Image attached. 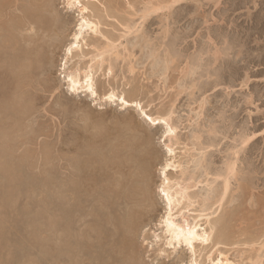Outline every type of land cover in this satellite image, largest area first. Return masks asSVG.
<instances>
[{
  "label": "rangeland",
  "instance_id": "374dc122",
  "mask_svg": "<svg viewBox=\"0 0 264 264\" xmlns=\"http://www.w3.org/2000/svg\"><path fill=\"white\" fill-rule=\"evenodd\" d=\"M10 1L12 2V5L20 3L19 0V2H17V0H9L6 2L9 3ZM171 1L173 0H101V4H98L101 7V10H103L101 11L100 19L101 30L111 39H115L114 41H116L117 46L116 50L119 51H115L112 55L109 54L110 57L106 55V57H108L104 62L105 66L103 64V68H101L102 70H105L102 71L100 69L96 74L98 76L96 77L95 86L99 93L98 99L93 96L91 97V95L88 96L85 92H77L78 94L73 93L72 91L70 92L69 83L65 77L68 73V70L64 69L63 66V63L67 58L66 46H68L69 42L71 43L73 41V33H75L78 29L81 22V13L79 9L73 8L72 10H68L66 4L68 3V0H54V8L56 9L54 12L58 15L61 14L60 17L67 18L69 24L66 32L62 31V34L60 35L61 37L58 39L59 42L61 41L60 43L58 42L60 44V48L54 49L52 47L51 50H48L50 58H47L45 62H35V64L33 62L32 66L34 65L35 67H33L36 69L31 66V70L29 72L30 68L27 67V61L29 60L23 58L20 50L11 51V49H8L5 46V41H2L6 40V38L2 37L0 42L4 44L0 48V53L3 51V53H1L2 55H0V61L3 64L0 63L2 65V67L0 66V71L2 73H6L5 75L3 73V78L0 76V89H2L0 90V93L4 90V92H2L4 96H1L2 94L0 95V166L3 164L0 168V226L4 227H0V234H2V236L0 235V246L2 245V247H0V256L4 258L6 255L8 259H4L9 261L11 258L12 261H4V259L0 257L1 260L3 259L0 263L58 264L59 262L56 261L60 260V264H68L66 262V258L69 257L71 260L73 259L72 262H75L73 264H81L82 256L80 252H73L72 254L66 250L68 247L69 249H72V245L74 246L72 250H74L75 247L77 248V244H80L77 239L79 231L76 229L79 224L77 223L79 218L76 219L75 217V207H67V205H65L63 198L64 193H61L63 191L60 189L61 192L58 194L54 192V182L59 178V181L61 182L67 178L73 179L74 177L75 179L76 177L77 179V176L81 177V172H84L83 174L90 177V179L95 177L93 174L96 173L95 178H98L97 173H99V178L101 180L102 178L104 179V181L102 180L103 183L100 182V185L102 186V184L105 185V183L109 181L111 182L109 178H112V175L115 174L113 172L114 161L119 163V161L124 162L128 159H132L130 162L132 166H135L136 163L140 162L137 165L145 167L149 166V169H147L152 170V172H148V177L151 179L150 182L152 186L150 188L151 190L154 189V191H150V193H153L151 194L152 200H156L154 201V213L152 212L148 215L149 219H147L146 216L140 222L143 226L140 224L141 228H138V237L136 236V238H139L140 240L138 239L139 241H135L134 246L136 251L134 250L135 253L132 254V259H138L137 261L135 260V262L133 259L132 264H191L192 253L189 249H187V247L178 245L177 243L173 244V246H169L168 242L170 237L169 234L166 233L163 224L164 217L167 215V205H165V201L161 198L162 196H159L161 194L158 192V185H161L164 178L162 172L164 168L163 166H165L166 163H173V161L177 160L182 162L183 168L188 167V165L194 166L192 157H195L196 155L195 159H199V156L205 154L209 155V153L213 150L212 152L215 151L216 154L215 157H211V159L214 160L212 163L213 167L222 169V167L225 166V163H227V159H229L228 162L237 163L235 166L238 171L237 173L240 176L237 174L236 177H232V185L229 192L231 199L228 196L229 202L225 205L230 213V215L229 213L226 215L227 219L230 218V220L227 221V224L225 223V228L229 237L226 236V240L221 238L220 226H218L219 228L216 227L212 235V242L208 245V247L198 248L199 259L200 261L202 260L201 262L203 264H216V261L220 257L226 255L236 264H264V21L262 24H257L258 22L256 21L257 17L259 18L264 13V0H181L178 1L179 3L176 2L173 5H171ZM166 2L169 3L167 4ZM111 3L115 5L113 6ZM154 3L156 5H150ZM236 3H240L241 5L239 4L237 6ZM164 5L171 7H168L167 9ZM13 6L11 8L13 13H16L15 15H19L21 13L18 11L20 8L15 10L16 6ZM148 6L149 8L154 6L153 9L150 8L151 10H157L151 11L147 8ZM145 9H149L150 12H153L148 15L150 17L147 16V20L141 17L142 14V16H144V14L147 13V10ZM171 12L173 13L171 14ZM177 14H180V16ZM15 18L16 17L13 18L14 23H16L17 19ZM172 18L174 20H172ZM128 21L129 24L136 26L133 28V31L134 29H138L137 31L139 33L137 31L128 32ZM169 29L170 32H168ZM15 30L16 29H14L11 33L12 38H10V35L7 37L10 38V40L16 38L12 41L17 40V31ZM222 31L223 34L218 35V33H222ZM259 32L262 33L260 34ZM167 33H171L173 36L171 37L170 34L166 35ZM185 33L187 36H184V38L183 35ZM13 35H15V37ZM224 35L230 37L228 38L231 39L233 46L236 45L234 48L230 45L231 43L229 44V46L233 49H229V54L228 52L222 53L226 46L224 39H222ZM250 35L251 37H249ZM99 37L101 40H99L100 42L97 41V43H100V45L96 44L99 46L104 45L106 42L105 38L102 36ZM144 37L146 39H144ZM173 37L178 38L176 39V47H173L176 49L175 51L178 54L176 55L175 53V56H172L171 53L170 55V57L175 58V62L173 58L168 56L169 54L167 53L169 51L167 50L168 48L166 45L167 42H170L167 40H172ZM181 37H183L185 41ZM233 39L236 40L233 41ZM237 41L241 44L239 45V42ZM243 43L246 45L243 46ZM133 45L135 47H133ZM152 47L155 48V50L152 49ZM157 48H159V50H157ZM94 49L95 48L92 46H90L89 49L85 48L87 52L91 50L93 51ZM53 50H56L55 53ZM238 50L241 51L242 55ZM202 51L206 54L199 55V53H203ZM15 52L22 58L15 54ZM117 53L118 57L116 56ZM113 54L115 55L111 58ZM8 55H11V57ZM90 55H88V58L85 59V63H81L82 68H86L88 65ZM128 55L129 57H127ZM201 55H203V58H201ZM231 55H233V57ZM237 55H240L241 57H238ZM214 56H220L219 60H217L216 64H214V68L217 66L219 73L222 75L223 81L221 80L222 78H220V84H217L212 88L210 87V89L205 91L204 89L200 90L197 87H193L191 82L194 80L195 81L193 83L197 82L198 79H196V77L198 78L199 76L197 73H192L193 70L191 68L193 67L192 65H194V59H198V62L205 65L208 58L212 57L210 60H213L215 58ZM242 56L244 57L243 59ZM224 57L227 59L230 58L229 60L231 62H229L228 65H225L224 63L222 64L221 61ZM7 58L8 60L9 58L11 59L7 61ZM192 58L193 60L191 62ZM69 59L70 57H68L67 60ZM17 60L19 61L17 62ZM23 62H25L24 64L26 65H19ZM4 63L7 64L6 67ZM9 63H11V65H9ZM73 63L74 61L70 59L68 66L72 67L74 65ZM110 64H113L111 65L112 69L114 67L112 74H109L108 72ZM189 66H191V68H189ZM27 68L28 71L26 70L27 73H25L26 71L24 70ZM132 68L133 70H131ZM19 69H21V71L23 70V72L14 71ZM32 71L34 74H31ZM11 72L14 73V75L17 74L18 76H14ZM189 75L192 76L190 77ZM18 77L22 78L18 79ZM215 77L217 78V76L212 77L213 80ZM4 79L9 82L7 83L2 81ZM21 79L23 81L22 83ZM9 83L11 87L9 86ZM16 85L20 87L18 88ZM110 91H116L115 93L117 94V97L124 94L128 100L132 99L129 100L131 101V104H129V106H123L120 97H116L117 99L115 98L114 102L111 101L109 103L103 95L110 93ZM5 93H8L9 95L7 94L8 96H6ZM17 101L21 102L17 103ZM137 101L141 102L142 107L154 116H164L166 114V116L170 114L173 115L174 124L178 127V137L181 138L179 140L178 138H174L175 142L178 140V143L173 145L176 149L175 152L178 159L172 158L173 155H171V153L169 154L167 150L168 147L166 145L171 144V141L165 133V126L161 124L153 126L150 124L140 108L134 104V102ZM21 105L23 107H20ZM12 106H14V108H11ZM16 109L19 110L17 111ZM22 111L24 113H22ZM222 113H224L225 116ZM7 119L9 120V123ZM219 127L221 129L218 131V135L223 138L221 144H219L220 146H218V150L216 151V148H212L207 145H209L208 142H211V140L208 139H212L210 136L213 137L214 134V132L210 131V129H219ZM3 130H6V132ZM221 131L224 132L225 135H222ZM210 132L213 134H210ZM193 134L200 138V140L195 141L196 143L193 142L195 139L192 137ZM243 136H253L251 141L248 143V150L246 151V154H244V150L242 151L241 148H238L240 145L238 142L242 141ZM197 143L199 145H197ZM75 145H77V147H75ZM236 147L238 149H236ZM190 153L191 155L193 154L192 157ZM145 156L150 159H146ZM140 157L143 158L140 160ZM183 158L185 159L184 163L186 165L188 164L187 166L183 163ZM83 159H86L85 162H88L84 163ZM235 159H237L238 162ZM136 160L137 162L135 163L134 161ZM187 161H189V163ZM149 162H152V164H149ZM81 164H83V166L85 165L83 170L81 168ZM249 164L253 170H251V167H246ZM100 166L104 171L100 169ZM192 166H189V170L193 168ZM73 167H76V169H73ZM243 167L248 169L245 170ZM90 172L91 176L89 175ZM109 172L111 175L108 174ZM167 172H169V175H172L174 178L176 175L177 177L181 175L180 170L175 171L173 168L168 169ZM82 173L81 175H83ZM116 175L119 176L118 174ZM201 177L202 178H199V180L201 179V182L204 179L205 180L202 183L200 182L195 188V192H197L196 194L199 196H197L196 199L194 198L195 202L193 205L187 208L185 207L186 204H184L183 207V211H185V214L187 213V217L189 215L188 218L190 220H194V216L196 217L201 212L204 214L210 213L213 211L212 209L215 210L217 207V205H215L216 207H212L210 204L211 200L209 201V206L208 203H205L206 197L209 195L208 192H210L208 191L210 189L209 183L211 180H214L215 176L211 173ZM252 177L254 178L252 179ZM237 178H240V180H237ZM246 178L249 179L245 180ZM243 180H245V182H243ZM251 180L254 182L252 183ZM219 181L221 183L222 180L220 179ZM219 181H216V183H213L212 185L215 186L220 184ZM15 185H17V188ZM101 186L100 188L102 189ZM101 189H98L99 194L103 192V189ZM104 190L105 191L101 195L104 194L106 197L109 195L110 197L108 196L107 198L112 200V193L106 189ZM240 191H243L242 194ZM16 192H19L18 196L16 195L17 197H14ZM106 192H109L108 195L105 194ZM10 194L12 196H10ZM4 198L6 200H8L7 198L11 199L7 201V205L9 206L12 204V207H6ZM14 198L16 201L18 200V202H16ZM232 198L236 201H232ZM10 201L11 203L9 204ZM13 202L15 204H13ZM56 202L58 204L62 203L58 205ZM205 204L208 208L211 206V209L209 208V210H205L206 212L203 211L204 208L207 209ZM13 205L15 207H13ZM55 205L58 208V216L59 218L61 217L59 220L60 225L58 224L60 228L59 231L61 232L59 233V240L55 239L54 233H52L54 232L53 221L55 218ZM95 208V214L92 217L93 220L95 221V219H100L101 221L98 220V222L100 221L103 225H105L103 219L101 218L106 217L104 214L105 207L102 203L96 202ZM25 209H29V211ZM187 209L190 212L186 211ZM5 211L9 212V214ZM61 212L64 214L62 215ZM221 212L222 210L219 209L214 215H212V218L214 219ZM2 215H4L5 218ZM8 216L13 219L15 224L13 221L10 222L12 220L11 218L10 221L8 220ZM2 217L4 219H2ZM202 218H205V216ZM5 220L8 223L4 224ZM200 222L202 223L204 220ZM8 224L11 225L9 226ZM70 227H72L69 234L70 239L73 241L72 244H70L71 240L68 241L66 238V234L69 233L67 229ZM7 229L8 231L10 230L8 233H6ZM74 233L76 234L74 235ZM71 234L74 236H72L73 238H71ZM74 238L76 240H74ZM4 244L5 246H10L12 252L9 251V247V250H5V246H3ZM7 246L6 249H8ZM3 251L7 254L12 253V256H7V254L3 253ZM65 254H68V257ZM35 255L37 257H34ZM69 255H71V257ZM260 255L263 256L259 257ZM256 260H258L257 263ZM72 262L70 264H72Z\"/></svg>",
  "mask_w": 264,
  "mask_h": 264
},
{
  "label": "bare ground",
  "instance_id": "6f19581e",
  "mask_svg": "<svg viewBox=\"0 0 264 264\" xmlns=\"http://www.w3.org/2000/svg\"><path fill=\"white\" fill-rule=\"evenodd\" d=\"M6 1H9V0H0V41L2 39V37H5L6 40H2V41H5V46L8 48V49H11V51H15V50H20V52H22V55H23V58H25L26 60H29L27 61L28 62V65L27 67H31L33 62L35 64V62H39V63H43L45 62V60H47V58H50L48 55L49 54V51L48 50H51L52 47L54 49H57V48H60L59 47V42L58 39L59 37H61L60 35L62 34L61 32L62 31H65L66 32V29L68 28V21H67V18H63V17H60V15L56 14V12H54V10H56L54 7V0H19L20 3H15L13 5L16 6L15 10L16 9H19L18 11H20L19 15H15L16 13H13L12 11V2L10 1L9 3H7ZM17 0V2H19ZM22 1V2H21ZM115 1V0H114ZM158 1V0H156ZM178 1H181V0H173L171 1L172 4H175L176 2ZM201 1V0H200ZM14 2V1H13ZM101 2V0H68V3L67 4V7H68V10H72L73 8H76V9H79L80 13H81V22L79 24V27L78 29L75 31V33H73L74 35L72 36L73 37V41L69 44L68 46H66V55H67V58H66V61L63 63V66H64V69H67L68 70V73L65 75V77L67 78V82L69 83V89H70V92L72 91L73 93H79V92H85L88 96L91 95V97L93 96L94 98L98 99L99 98V93L96 89V86H95V82H96V77L98 75L97 72L103 68V64L106 60V58L109 56V54L112 55V53H115V51L117 52L118 50H116L117 46H116V41H114L115 39H111L107 34L103 33V31L101 30V7L98 5L99 3ZM117 2V1H116ZM170 2V1H169ZM168 2V3H169ZM183 2V1H182ZM160 3V2H159ZM164 3V2H163ZM162 3V4H163ZM167 3V2H166ZM167 3V4H168ZM179 3V2H178ZM235 3V2H234ZM101 4V3H100ZM113 4V3H111ZM186 4V3H185ZM240 3H236V5L238 6ZM115 4H113L114 6ZM150 5H156L155 3L154 4H150ZM159 5V4H158ZM202 5V4H201ZM200 5V6H201ZM235 5V4H234ZM241 5V4H240ZM111 6V7H113ZM165 6V5H164ZM236 6V7H237ZM14 7V6H13ZM116 7V6H115ZM154 7V6H153ZM153 7L151 9H153ZM162 7V6H160ZM167 7H171V6H165ZM235 7V8H236ZM149 8V6L147 7ZM149 8V9H150ZM158 8V6H157ZM10 9V10H9ZM149 9H145L147 10V13L144 14V16L141 15L142 18H145V20H147V16L150 14V13H153V12H150ZM150 9V10H151ZM157 9H154V10H151V11H156ZM171 11H172V8H171ZM186 11V10H185ZM58 12V11H57ZM144 13V11H143ZM155 13V12H154ZM173 12H171L172 14ZM175 13V11H174ZM177 13V12H176ZM179 13V12H178ZM176 15V14H175ZM180 16V14H177ZM261 15V14H260ZM264 13L262 14V16H260L259 18L257 17V24H262L263 21H264ZM16 17V23L13 22V18ZM150 17V16H148ZM168 18V17H167ZM103 20V19H102ZM172 20H174L172 18ZM170 20V21H172ZM180 20V19H179ZM174 24V23H173ZM133 24H129V21H128V25H127V29H128V32H136L137 30L134 29L133 31V28L136 27L135 25ZM256 26V25H255ZM258 26V25H257ZM262 26V25H261ZM14 29H16L15 31H17V40L16 41H12L10 40V38H12V31H14ZM138 32V31H137ZM145 32V31H143ZM168 32H170V29L168 30ZM174 32V31H173ZM172 32V33H173ZM139 33V32H138ZM141 33V31H140ZM190 33V32H188ZM260 33V32H259ZM262 33V32H261ZM260 33V34H261ZM14 34V33H13ZM65 34V33H64ZM131 34V33H130ZM144 34V33H143ZM142 34V35H143ZM171 33H167L166 35H168ZM175 34V33H173ZM186 34V33H185ZM183 35L184 36H187L186 35ZM211 34V33H210ZM219 34H223V31L222 33H218ZM229 34V33H227ZM250 34V33H249ZM8 35H10V38H7L9 37ZM146 35V34H145ZM144 35V36H145ZM189 35V34H188ZM217 35V36H218ZM15 37V35H13ZM99 36H102L103 38H105L106 42L104 45H100V43H97V41L101 40ZM148 36V35H147ZM173 35H171L172 37ZM178 36V35H177ZM179 36H182V35H179ZM221 36V35H220ZM138 37L140 38V36L138 35ZM165 37V36H164ZM170 37V36H168ZM167 37V38H168ZM181 37V38H183ZM225 37V38H224ZM229 36L227 35H224L222 39H224V43L226 44L225 46V49H223L222 53H226L229 51V49H232V47L229 46V44L231 43V39L228 38ZM246 37V36H245ZM251 37V35L249 36ZM113 38V37H112ZM143 38V37H142ZM151 38V37H150ZM185 38V37H184ZM183 38V40L185 41V39ZM247 38V37H246ZM144 39H146L144 37ZM178 39L177 37H173V39H169L167 41H170V42H167L166 45H167V50L170 52H166L167 54H169L168 56L170 57L171 53H172V56L176 53V49L173 48V47H176V44H177V40ZM62 40V39H61ZM236 40V39H235ZM233 39V41H235ZM238 40V39H237ZM247 40V39H245ZM140 41V39H139ZM144 41V40H143ZM244 41V40H243ZM59 42V43H58ZM100 42V41H99ZM137 42V40H136ZM157 42V41H156ZM176 42V43H175ZM239 42V41H237ZM245 42V41H244ZM250 42V41H249ZM99 45H97V44ZM132 43V42H131ZM223 43V41H222ZM4 43L0 42V48L1 46L3 45ZM63 44V43H62ZM121 44V43H120ZM133 44V43H132ZM137 44V43H136ZM165 44V43H164ZM236 44V42H235ZM238 44V43H237ZM241 43L239 42V45ZM64 45V44H63ZM118 45V44H117ZM145 45V44H144ZM223 45V44H222ZM231 46H233V44L231 43L230 44ZM238 45V46H239ZM246 45L245 43H243V46ZM92 46L94 47L95 49L92 51H86L85 48L89 49V47ZM142 46V45H141ZM154 46V45H153ZM158 46V45H157ZM156 46V47H157ZM162 46V45H161ZM160 46V47H161ZM236 46V45H234ZM233 46V47H234ZM119 47V45H118ZM133 47H135L133 45ZM145 47V46H144ZM159 47V48H160ZM204 47V46H203ZM246 47V46H245ZM244 47V48H245ZM159 48H157V50H159ZM206 48V47H204ZM221 48V47H219ZM235 48V47H234ZM3 49V48H2ZM92 49V48H91ZM152 49L155 50V48L152 47ZM213 49V48H212ZM151 50V49H150ZM166 50V51H167ZM201 50V49H200ZM207 50V49H206ZM214 50H217V49H214ZM233 50V49H232ZM236 50V49H235ZM241 50V49H240ZM238 50V51H240ZM244 50V49H243ZM242 50V51H243ZM249 50V49H248ZM8 51V50H7ZM56 51V50H55ZM55 51L53 50V52L55 53ZM181 51V50H180ZM186 51V49H185ZM209 51V49H208ZM211 51V50H210ZM220 51V50H219ZM237 51V50H236ZM246 51H247V48H246ZM245 51V52H246ZM5 52V50H4ZM10 52V51H9ZM119 52V51H118ZM156 52V51H155ZM183 52V51H182ZM203 52V51H202ZM231 52V50H230ZM1 53H3V51H1ZM0 53V55H2ZM19 53V52H18ZM121 53V52H120ZM154 53V52H153ZM219 53V52H217ZM216 53V55H217ZM221 53V52H220ZM233 53V52H232ZM237 53V52H236ZM241 53V51H240ZM239 53V54H240ZM249 53V52H247ZM246 53V54H247ZM6 54V53H5ZM11 54V53H9ZM15 54H17L15 52ZM53 54V53H51ZM91 54V55H90ZM151 54V53H150ZM157 54V52H156ZM178 53H176L177 55ZM200 54H206V53H199ZM208 54V53H207ZM215 54V53H214ZM213 54V55H214ZM229 54V52H228ZM7 55V54H6ZM14 55V54H13ZM18 55V54H17ZM88 55L89 58H90V61L88 62V65L86 66V68H82L81 66V63H85V59L88 58ZM106 55H108L106 57ZM115 54H113V56L111 58L114 57ZM120 55V54H119ZM154 55V54H153ZM189 55V54H188ZM194 55V54H193ZM220 55V54H218ZM242 55V53H241ZM251 55V53H250ZM9 57H11V55H8ZM15 56V55H14ZM13 56V57H14ZM19 56V55H18ZM54 56V55H53ZM118 57V53L116 55ZM121 56V55H120ZM125 56V54H124ZM162 56V55H161ZM175 56V55H174ZM180 56V55H179ZM183 56V55H182ZM203 55H201V58ZM209 56V55H208ZM225 57H227L226 55H224ZM233 57V55H231ZM235 56V55H234ZM238 57L240 55H237ZM249 56V55H248ZM7 57V56H6ZM21 57V56H19ZM68 57H70V59H72L74 61V65L72 67L68 66V63H69V60ZM110 57V56H109ZM115 57V58H117ZM123 57V56H122ZM126 57V56H125ZM129 57V55L127 56ZM160 57V56H159ZM158 57V58H159ZM164 57V56H162ZM161 57V58H162ZM188 57V56H187ZM192 57V55H191ZM199 57V56H197ZM215 57V56H214ZM222 57V56H221ZM223 58V60L221 61L222 64L224 63L225 65H228L229 62H231L229 59L227 58ZM241 57V56H240ZM15 58V57H14ZM22 58V57H21ZM19 58V59H21ZM154 58V57H153ZM157 58V59H158ZM168 58V57H167ZM166 58V59H167ZM170 58H173V60L175 59L174 57H170ZM189 58V57H188ZM187 58V59H188ZM195 58V57H194ZM208 58V57H207ZM212 58V57H210ZM210 58H208V61L207 63H205V65L201 62H198V59H194L193 61V64L192 65L193 67L191 68V66H189V68H191L193 71L192 73L195 74L197 73V75L199 74L198 78L196 77L197 82L193 83L194 81H192V86L193 87H197L199 88L200 90L204 89L205 90H208L210 89V87H214L216 86L217 84H220L219 81H223V78H222V75L219 73L218 71V68L217 66L214 68V64H216L217 60H219L220 56H216L213 60H210ZM244 57L242 56V59ZM6 59V58H5ZM3 59V60H5ZM11 58H9L10 60ZM13 59V58H12ZM17 59V58H16ZM128 59V58H127ZM164 59V58H163ZM241 59V58H240ZM241 59V60H242ZM254 59V58H253ZM8 58H7V61H9ZM25 60V61H26ZM89 60V59H88ZM87 60V61H88ZM111 60V59H110ZM113 60V59H112ZM116 60V59H115ZM120 60V59H119ZM126 60V58H125ZM162 60V59H161ZM172 60V59H170ZM193 58L191 59V62H192ZM246 60V59H245ZM5 61V62H7ZM19 60H17L18 62ZM23 61V60H22ZM49 61V59H48ZM157 61V60H156ZM187 61V60H186ZM201 61V60H200ZM236 61V60H235ZM234 61V62H235ZM15 62V61H14ZM26 62V63H27ZM109 62V61H107ZM112 62V61H110ZM175 62V60H174ZM189 62V61H188ZM187 62V64H188ZM205 62V60H204ZM1 63V61H0ZM25 62L23 63H20L19 65H23ZM51 63V62H50ZM114 63V62H113ZM130 63V62H129ZM179 63V62H178ZM233 63V62H232ZM236 63V62H235ZM3 64V63H1ZM0 64V66L2 67V65ZM5 64V63H4ZM49 64V63H47ZM46 64V65H47ZM172 64V63H171ZM170 64V65H171ZM9 65H11V63H9ZM15 65V63H14ZM26 65V64H24ZM23 65V66H24ZM44 65V64H42ZM83 65V64H82ZM107 65V64H106ZM113 64H110V67H109V74L111 73L112 74V66ZM219 65V64H218ZM7 66V64H5V67ZM34 66V65H33ZM32 66V67H33ZM105 66V64H104ZM115 66V65H114ZM165 66V65H164ZM167 66V64H166ZM10 67V66H9ZM35 67V66H34ZM33 67V68H34ZM37 67V66H36ZM108 67V66H107ZM160 67V66H159ZM170 67V66H169ZM179 67V66H178ZM17 68V67H15ZM105 68V67H104ZM131 68V66H130ZM163 68V67H162ZM167 68V67H166ZM165 68V69H166ZM188 68V69H189ZM36 69V68H34ZM44 69V68H43ZM186 69V68H184ZM190 69V70H191ZM200 69V70H199ZM4 70V69H3ZM13 70V69H12ZM11 70V71H12ZM20 70V71H19ZM19 70H14V71H18V72H23V70L21 71V69ZM28 71V68L25 69L24 71ZM31 68L29 69V72H30ZM33 70V69H32ZM38 70V69H37ZM42 70V69H41ZM46 70V69H45ZM102 70V69H101ZM105 70V69H103ZM102 70V71H103ZM133 70V68L131 69ZM10 71V70H9ZM27 71L25 73H27ZM35 71V70H34ZM1 72V71H0ZM13 72V71H12ZM11 72V73H12ZM41 72V71H40ZM45 72V71H44ZM105 72V71H104ZM4 73V72H3ZM3 73L1 72V77L3 75ZM6 73V72H5ZM4 73V75H5ZM11 73H10V76H11ZM24 73V74H25ZM33 73V71L31 72V74ZM181 73V72H180ZM185 73V72H184ZM191 73V74H192ZM8 74V73H7ZM14 75V73H12ZM20 74V73H19ZM30 74V73H29ZM34 74V73H33ZM186 74V73H185ZM17 75V74H16ZM14 75V76H16ZM108 75V74H107ZM220 75V76H219ZM18 76V75H17ZM21 76V75H20ZM24 76V75H23ZM109 76V75H108ZM190 76V75H189ZM192 76V75H191ZM190 76V77H191ZM196 76V75H195ZM213 76H217V78L215 77V79L213 80ZM4 77V76H3ZM2 77V78H3ZM6 77V76H5ZM8 77V76H7ZM26 77V76H25ZM29 77V76H27ZM31 77V76H30ZM64 77V79H65ZM71 77V80L69 79ZM187 77V76H186ZM206 77V78H205ZM9 78V77H8ZM14 78V77H13ZM22 78V77H20ZM18 77V79H20ZM193 78V77H192ZM204 78V79H203ZM220 78H222L220 80ZM11 79V78H10ZM17 79V78H16ZM15 79V80H16ZM17 79V80H18ZM30 79V78H29ZM202 79V80H201ZM1 80V79H0ZM12 80V79H11ZM2 81H5L2 80ZM14 81V79H13ZM19 81V80H18ZM7 82V81H5ZM9 82V81H8ZM7 82V83H8ZM12 82V81H11ZM17 82V81H16ZM22 79H21V83H22ZM32 82V81H31ZM30 82V83H31ZM20 83V82H19ZM224 83V82H223ZM4 84V83H3ZM18 84V82H17ZM25 84V83H23ZM13 85V84H12ZM27 85V84H26ZM3 86V85H2ZM5 86V84H4ZM3 86V87H4ZM9 86H10V83H9ZM24 86V85H23ZM8 87V86H6ZM11 87V86H10ZM16 87H20V86H17ZM1 88V87H0ZM4 89V88H3ZM11 90H13L12 88H10ZM21 89V88H20ZM191 89V87H190ZM193 89V88H192ZM2 90V89H0ZM16 90V89H14ZM180 90V89H179ZM18 91V90H17ZM16 91V92H17ZM25 91V90H24ZM23 91V92H24ZM193 91V90H192ZM3 91H1L0 95L1 96H4L3 95ZM8 92V90H7ZM116 91H113L106 95H103L104 98L109 101V103L112 101L114 102L115 101V98L117 97V94L115 93ZM14 93V92H13ZM21 93V92H20ZM28 93V92H27ZM26 93V94H27ZM77 93V94H78ZM93 93H95L93 95ZM6 94V93H5ZM8 94V93H7ZM6 94V96H8ZM16 94V93H15ZM14 94V95H15ZM84 94V93H83ZM177 95V94H176ZM120 99L122 100V103H123V106H129V104H131V101L129 100H132V99H127L124 94L120 95L119 96ZM117 97V98H119ZM116 98V99H117ZM177 98V97H176ZM104 99V100H105ZM3 100V99H2ZM15 100V98H14ZM105 100V101H106ZM119 100V99H118ZM136 101V100H134ZM250 101V100H249ZM18 102H21V101H17ZM3 104V102H2ZM13 104V103H12ZM21 104V103H20ZM27 104V103H26ZM134 104H136L140 110L143 112L144 116H146L145 118H147V121L152 124L153 126H157V125H163L165 126V133L167 134V137H169V140L171 141V144H168L166 145L168 147V152L169 154L171 153L172 158H177V155H176V152H175V148L173 147V145H175V143H178V140L181 139L180 137H178V132H177V129L178 127L174 124V118H173V115L170 114L168 116L164 115H160V116H154L152 115L151 113H148L147 110H145L143 107H142V104L141 102H134ZM22 105H23V102H22ZM20 106V107H23V106ZM28 105V104H27ZM16 106V105H14ZM14 106H12L11 108H14ZM9 107V106H8ZM19 107V106H18ZM18 107H15V108H18ZM19 107V108H20ZM10 108V107H9ZM5 109V107H4ZM12 110V109H11ZM17 110V109H16ZM19 110V109H18ZM17 110V111H18ZM169 111V110H168ZM26 112V111H25ZM22 113H24L22 111ZM172 113H173V110H172ZM224 114V113H222ZM3 115V114H2ZM237 115V114H236ZM12 116V115H11ZM225 116V114H224ZM7 117V116H6ZM5 117V118H6ZM13 117V116H12ZM235 117V116H234ZM237 118V117H236ZM14 119V118H13ZM226 119V118H225ZM233 119V118H232ZM8 120V119H7ZM6 121V120H5ZM19 121V120H17ZM230 121V120H229ZM232 121V120H231ZM3 122V121H2ZM8 123H9V120H8ZM212 123V122H211ZM3 124V123H2ZM7 124V123H6ZM4 124V125H6ZM214 124V123H212ZM15 125V124H14ZM227 125V124H226ZM16 126V125H15ZM230 126V125H229ZM2 127V126H1ZM7 127V126H6ZM17 127V126H16ZM211 127V126H210ZM214 127V126H213ZM228 127V126H227ZM226 127V128H227ZM15 129V128H14ZM198 129V128H197ZM212 129V128H211ZM213 133L210 132V134H213V137L210 136L212 139H208V140H211V142H208L209 145L207 146H210V147H214L216 148V151L218 150V146H220L219 144H221V141H222V138L218 135V131H220V127L219 129L218 128H213V130H211ZM225 129V127H224ZM8 130V129H7ZM6 132V130H3ZM225 131V130H223ZM208 132V131H207ZM222 132V131H221ZM220 132V133H221ZM227 132H228V129H227ZM249 132V131H248ZM251 132V131H250ZM4 133V132H3ZM219 133V134H220ZM224 132H222V135H225V133L223 134ZM244 133V132H243ZM246 133H247V130H246ZM245 134V133H244ZM248 135V134H247ZM6 136V135H4ZM3 136V137H4ZM201 136V134H200ZM192 137H194V141H197V140H200L199 137H197L196 135H192ZM174 138H178V140L175 142V139ZM207 138V137H206ZM253 138V136H243V139L242 141L238 142L240 145V147L238 146V148H241L242 151L244 150V154H246V151L248 150L247 146H248V143L251 141V139ZM241 139V138H240ZM174 140V141H173ZM201 142V141H200ZM237 142V141H236ZM143 143V142H142ZM196 143V142H195ZM199 143V142H198ZM197 143V145H199ZM194 144V143H193ZM141 145V144H140ZM144 145V144H143ZM201 145V144H200ZM138 146V145H137ZM75 147H77V145H75ZM73 148V147H71ZM70 148V149H71ZM208 148V147H207ZM235 148V146H234ZM236 147V149H238ZM78 149V148H77ZM203 149V148H202ZM206 149V147H205ZM222 149V148H221ZM240 149V150H241ZM73 150V149H72ZM143 150V149H142ZM200 150V149H199ZM202 151V150H201ZM213 151V150H212ZM206 152V153H209V155L205 154V155H202V156H199V159H195V157H192L191 153V157H192V162L194 163L192 165H188V167H182V162L180 161H173L172 162H168L166 163L165 166H163V175H164V178L161 182V185H158L159 186V193L161 195L159 196H162L161 198H163V200L165 201V205H167V215L164 217V220H163V224H164V227H165V230H166V233L169 234V246H173V244H178V245H182V246H185L187 247V249H189L192 253V260H191V264H203L200 259H199V251H198V248L199 247H202V248H206L208 247V245L212 242V235H213V232H214V229L218 226H220V237L221 238H224L226 240V236L229 237L227 231H226V228H225V223L227 224V221L230 220V218L227 219V214L229 213L228 211V208L225 206L229 201H228V196H229V192H230V187L232 185L231 183V179L232 177H236V175L238 174L237 172V168H236V164L235 163H231V162H228L229 159H227V163H225V166L222 167V169H218V168H215L212 166V163L214 160L211 159V157H215V151L214 152ZM147 152V151H146ZM200 152V151H199ZM204 152V150H203ZM202 152V153H203ZM222 152V151H221ZM193 153V152H192ZM196 153V152H195ZM236 153V152H235ZM241 153V152H239ZM79 154V153H78ZM84 154V153H83ZM146 154V153H145ZM233 154V153H232ZM76 155V154H75ZM80 155V154H79ZM85 155V154H84ZM83 155V156H84ZM141 155V153H140ZM149 155V153H148ZM237 155V154H236ZM239 155V154H238ZM78 156V155H77ZM86 156V155H85ZM84 156V157H85ZM142 156V155H141ZM150 156V155H149ZM81 157V156H80ZM138 157V156H137ZM231 157V156H230ZM247 157V156H246ZM131 158V157H130ZM135 158V157H134ZM143 158V157H142ZM140 157V160L142 159ZM146 158V156H145ZM148 158V157H147ZM146 158V159H147ZM198 158V157H197ZM229 158V157H227ZM240 158V157H239ZM238 158V159H239ZM242 158V157H241ZM244 158V157H243ZM249 158V157H248ZM96 159V157H95ZM126 159V158H125ZM137 159V158H136ZM139 159V158H138ZM150 158H148L149 160ZM178 159V158H177ZM184 159V158H183ZM187 159V158H186ZM191 159V158H190ZM231 159V158H230ZM245 159V158H244ZM247 159V158H246ZM84 160V159H83ZM86 160V159H85ZM84 160V163L88 162L86 161L85 162ZM90 160V159H89ZM115 160H116V156H115ZM118 160V159H117ZM132 160V159H131ZM131 160L128 159L126 161H119L118 162H115L114 161V175H112L113 177L112 178H109V180H111V182H107L104 184H102V186L100 185L102 182V180L104 181V179L102 178V180L99 178V173H97L98 175V178H95L96 177V173L92 174L95 175V177H93L92 179H90V177L88 176H85L82 172V174L84 175H81L80 171V176L81 177H78L77 176V179L75 177H73V179H66L64 180L63 182L59 181V179H56L55 182H54V192L56 194H58L59 192H61V190L63 192H61L62 194L64 193V202H65V205L70 206V207H75V217L76 219L79 218L77 220V223H79L76 227V229L79 231V235L77 237L78 239V242H80V244H77V248L75 247L74 250L73 249V245H72V249H69V247L66 249L68 252H71L73 254L74 253H81V256H82V259H81V264H132L133 262V259H132V254L135 253L134 250L136 251L135 249V241H137L138 239L136 238V236L138 237L137 233H138V228L140 227V223L144 217L147 216V219L148 218V215H150L153 210L155 209L154 208V204L156 200H152V195L153 193H150V191H154L151 190L150 187L151 186V182H150V178L148 177V172H152V170H148L149 169V166L148 167H145V166H140V165H137L138 163L137 160L134 161L136 163L135 166H132L131 165ZM147 160V161H148ZM226 160V159H225ZM224 160V161H225ZM237 160V159H235ZM77 161V160H76ZM81 161V160H80ZM95 161V160H94ZM93 161V162H94ZM101 161V160H100ZM108 161V160H107ZM185 159L183 160V163H184ZM191 161V160H190ZM232 161V159H231ZM246 161V160H245ZM249 161V159H248ZM9 162V161H8ZM103 162V161H102ZM144 162V161H143ZM156 162V161H155ZM189 163V161H187ZM238 162V160H237ZM247 162V161H246ZM107 163V162H106ZM118 163V164H117ZM249 163V162H248ZM6 164V163H5ZM18 164V163H17ZM108 164V163H107ZM106 164V165H107ZM117 164V165H116ZM142 164V163H141ZM149 164H152V162ZM185 164V163H184ZM191 164V162H190ZM252 164V163H250ZM250 164L246 167H251ZM21 165V164H19ZM72 165V164H71ZM74 165V164H73ZM82 165V166H81ZM81 168L82 170L85 168L83 166V164H81ZM89 165V164H87ZM86 165V166H87ZM95 165V164H94ZM93 165V166H94ZM103 165V164H102ZM145 165V163H144ZM186 165V164H185ZM186 165V166H187ZM247 165V164H245ZM254 165V164H252ZM3 166V164L1 165ZM0 166V168H1ZM79 166V165H78ZM154 166V164H153ZM152 166V167H153ZM189 166H192L193 168L189 170ZM244 166V164H243ZM11 167V166H10ZM91 167V166H90ZM105 167V166H104ZM111 167V166H110ZM13 168V167H12ZM69 168V167H68ZM76 169V167H73V169ZM80 168V167H78ZM77 168V169H78ZM89 168V167H88ZM148 168V169H147ZM174 169L175 171H178L180 170L181 172V175L179 177H172V175H169V172L168 169ZM191 168V167H190ZM245 167H243L244 169ZM252 168V167H251ZM9 169V168H8ZM7 169V171H8ZM22 169V168H21ZM100 169H101V166H100ZM106 169V168H105ZM113 169V168H112ZM248 169V168H247ZM245 168V170H247ZM10 170V169H9ZM81 170V169H80ZM88 170V169H87ZM95 170V169H94ZM97 170V168H96ZM95 170V171H96ZM102 170V169H101ZM111 170V169H110ZM109 170V171H110ZM242 170V169H241ZM250 170V169H249ZM253 170V168L251 169ZM250 170V171H251ZM255 170V168H254ZM6 171V170H5ZM91 171V170H90ZM94 171V172H95ZM104 171V170H102ZM256 171V170H255ZM259 171V170H258ZM20 172V170H19ZM99 172V171H98ZM112 172V173H113ZM179 172V173H180ZM241 172V171H239ZM244 172V171H243ZM246 172V171H245ZM260 172V171H259ZM262 172V171H261ZM102 173V172H101ZM178 173V172H177ZM213 173V175L215 176L214 180L210 181L209 182H206V183H209L210 185V189L208 191L209 195L206 197V200H205V203L207 204L208 203V206H209V201H210V204L213 206L217 205V207L214 209H212L213 211L210 212V213H203L201 212L199 215H197L196 217L194 216V220H190L188 217H187V213L185 214V211H183V207H184V204H186L185 207H190L191 205H193V203L195 202V199L197 196L195 192V188L197 187V185L201 182V179L199 180V178H202L201 176L203 175H209ZM255 173V172H254ZM72 174H77V173H72ZM107 174V173H106ZM109 175H111V173L109 172L108 173ZM116 174H118L119 176H117ZM9 175V174H8ZM89 175L91 176V172L89 173ZM251 175V174H249ZM1 176V175H0ZM6 176V175H5ZM14 176V175H13ZM65 176V175H64ZM63 176V177H64ZM75 176V175H74ZM153 176V174H152ZM238 176H240L238 174ZM244 176V175H242ZM22 177V175H21ZM71 177V176H70ZM151 177V175H150ZM206 177V176H205ZM246 177V175H245ZM8 178V177H7ZM20 178V177H19ZM241 178V177H240ZM240 178H237V180ZM243 178V177H242ZM254 177H252L253 179ZM12 179V178H11ZM22 179V178H21ZM208 179V178H206ZM222 180L221 183L219 180ZM236 179V178H235ZM249 178H246L245 180H247ZM251 179V178H250ZM106 180V179H105ZM153 180V179H152ZM203 180V179H202ZM205 180V179H204ZM203 180V181H204ZM245 180H243V182H245ZM21 181V180H20ZM107 181V180H106ZM202 181V182H203ZM208 181V180H207ZM216 181H219L220 184H217L218 185H215L213 186L212 184L213 183H216ZM252 181V180H251ZM53 182V181H52ZM101 182V183H100ZM155 182V181H154ZM201 182V183H202ZM254 181H252L253 183ZM238 183V182H237ZM241 183V182H240ZM8 184V183H7ZM247 185V184H246ZM16 188H17V185H15ZM100 186L102 187L103 189V192L105 191L104 189L110 191L112 193V200L111 199H108L107 197L109 196L108 193L109 192H106L105 194H107L108 196L106 197V195L104 196L99 194L98 192V189H101ZM158 186H157V189H158ZM243 186V184H242ZM209 187V186H208ZM12 188V187H11ZM239 188H240V184H239ZM243 188V187H242ZM241 188V189H242ZM8 189V188H7ZM61 189V190H60ZM101 189V190H102ZM161 189H163V192L161 191ZM254 189V188H253ZM252 189V190H253ZM9 190V189H8ZM10 191V190H9ZM16 191V190H15ZM18 191V189H17ZM20 191V190H19ZM239 191V190H238ZM245 191V190H244ZM13 192V191H12ZM157 192V193H158ZM241 192V191H240ZM243 192V191H242ZM241 192V194H242ZM8 193V192H7ZM18 193L19 192H16L15 193V196L14 197H17L18 196ZM164 193H167V196L164 195ZM206 193V194H208ZM249 193V192H248ZM13 194V193H12ZM155 194V192H154ZM17 195V196H16ZM20 195V194H19ZM158 195V194H157ZM233 195V193H232ZM238 195V194H237ZM255 195V193H254ZM7 196V195H6ZM10 196H12L10 194ZM56 196V195H55ZM154 196V195H153ZM204 196V194H203ZM202 196V198H203ZM239 196V195H238ZM58 197V196H56ZM110 197V196H109ZM230 197V196H229ZM236 197V196H234ZM258 197V196H257ZM55 198V197H53ZM195 198V199H194ZM238 198V197H237ZM262 198V197H261ZM8 200H5V205L6 207H9L11 206L12 207V204L11 205H7V201H9L10 198H7ZM15 199V198H14ZM201 199V198H200ZM231 199V197H230ZM234 198H232V201H236V200H233ZM256 199V198H254ZM11 200V199H10ZM58 200V199H56ZM55 200V201H56ZM202 200V199H201ZM1 201V200H0ZM16 201V199H15ZM53 201V200H52ZM163 201V202H164ZM200 201V200H199ZM207 201V202H206ZM4 202V201H3ZM18 202V200L16 201ZM63 202V201H62ZM61 202V203H62ZM96 202H100L102 203V205L105 207V215L106 217H101L105 223V225H103V223H101L100 219H95V221L93 220V216H94V212H95V207H96ZM171 202V203H169ZM201 202V201H200ZM11 203V201L9 202V204ZM57 203V202H56ZM59 203V204H61ZM4 204V203H3ZM13 204H15L13 202ZM58 204V203H57ZM56 204V205H57ZM58 204V205H59ZM205 204V206L207 207V205ZM239 204V203H238ZM55 205V218H54V236H55V239H58L59 237V233H61L59 231V212L57 211L58 208L57 206ZM99 205V204H98ZM101 206V205H100ZM203 206V205H202ZM204 206V207H205ZM241 206V204H240ZM10 207V208H11ZM13 207H15L13 205ZM38 207V206H37ZM64 207V206H63ZM156 207V206H155ZM211 207V206H210ZM209 207V208H210ZM235 207V206H234ZM5 208V207H3ZM20 208V207H19ZM66 208V207H65ZM209 208L207 207L203 209L204 212H206L205 210H209ZM8 209V208H7ZM41 209V208H40ZM60 209V208H59ZM104 209V208H102ZM157 209V208H156ZM202 209V207H201ZM211 209V208H210ZM219 209L222 210V212L217 216L215 217L214 219L212 218V215H214ZM233 209V208H232ZM19 210V209H18ZM25 210H28L29 209H25ZM98 210V209H97ZM96 210V212H97ZM236 210V209H235ZM234 210V211H235ZM238 210V209H237ZM16 211V210H15ZM20 211V210H19ZM40 211V210H39ZM65 211V210H64ZM155 211V210H154ZM186 211H189L188 209ZM7 212V211H5ZM13 212V211H12ZM11 212V213H12ZM27 212V211H26ZM32 212V211H31ZM67 212V211H66ZM190 212V211H189ZM9 214V212H7ZM10 213V214H11ZM15 213V212H14ZM19 213V212H18ZM30 213V212H29ZM42 213V212H40ZM154 213V212H153ZM231 213H232V210H231ZM5 214V213H4ZM16 214V213H15ZM28 214V213H27ZM39 214V213H38ZM37 214V215H38ZM62 214V212H61ZM60 214V215H61ZM64 214V213H63ZM62 214V215H63ZM71 214V213H70ZM98 214V213H97ZM99 214H103V213H99ZM1 215V214H0ZM68 215V214H67ZM72 215V214H71ZM230 215V213H229ZM228 215V217H229ZM4 216V215H2ZM6 216V214H5ZM4 216V218H5ZM12 216V215H10ZM10 216L9 219L7 217V219L10 221ZM98 216V215H97ZM96 216V217H97ZM153 216V215H152ZM203 216H205V218H202ZM72 217V216H71ZM70 217V218H71ZM231 217V216H230ZM236 217V216H235ZM2 217V219H4ZM14 218V217H13ZM35 218V217H34ZM69 218V217H68ZM95 218V217H94ZM152 218V217H151ZM1 219V221H2ZM6 219V220H7ZM12 219V218H11ZM64 219V218H63ZM227 219V220H226ZM5 220L4 224L5 223H8L7 221ZM50 220V219H49ZM98 220H100L98 222ZM146 220V219H145ZM204 222H200V221H203ZM13 219L10 221L12 222ZM51 221V220H50ZM232 221V220H231ZM9 222V223H10ZM14 222V221H13ZM36 222V221H34ZM1 223V222H0ZM51 223V222H50ZM64 223V222H63ZM70 223V222H69ZM145 223V222H143ZM3 224V225H4ZM13 224V223H11ZM11 224H8L9 226ZM15 224V222H14ZM34 224V223H33ZM52 224V223H51ZM66 224V223H65ZM74 224V223H73ZM146 224V223H145ZM32 225V224H31ZM60 225V224H59ZM63 225V224H62ZM61 225V226H62ZM229 225V224H228ZM231 225V224H230ZM143 226V224H142ZM0 227H3V226H0ZM12 227V226H11ZM66 227V226H65ZM73 227V226H72ZM68 228L67 231H69V233L66 234V238L68 241H70V232H71V228ZM232 227V226H231ZM230 227V228H231ZM264 227V226H263ZM4 228V227H3ZM1 228V229H3ZM9 228V227H8ZM38 228V226H37ZM141 228V227H140ZM143 228V227H142ZM219 228V227H218ZM40 229V228H39ZM6 230V229H5ZM36 230V229H35ZM63 230V228H62ZM10 231V230H9ZM8 229H7V232H9ZM31 231V230H30ZM66 231V232H67ZM73 231V230H72ZM5 232H3L4 234H6ZM40 232V231H39ZM75 232V231H74ZM219 232V231H218ZM73 233V232H72ZM77 233V232H76ZM74 233V235L76 234ZM33 234V233H32ZM263 234V233H262ZM2 236V234H0ZM36 235V234H35ZM264 235V234H263ZM64 236V235H63ZM73 235L71 234V238ZM141 236V235H140ZM5 237V236H3ZM14 237V236H13ZM38 237V236H37ZM61 237V236H60ZM31 238V237H29ZM254 238V237H253ZM257 238V237H256ZM260 238V237H259ZM9 239V238H8ZM223 239V240H224ZM3 240H7V239H3ZM36 240V239H35ZM54 240V239H53ZM59 240V239H58ZM66 240V239H65ZM64 240V242H65ZM74 240H76L74 238ZM140 240V239H139ZM138 240V241H139ZM28 241V239H27ZM55 241V240H54ZM63 241V240H62ZM222 241V240H220ZM228 241V240H227ZM252 241V240H251ZM2 242V241H1ZM29 242V241H28ZM71 242V243H70ZM69 243L72 244V240L70 241ZM3 243V242H2ZM9 243H12V242H9ZM8 243V244H9ZM16 243V242H15ZM30 243V242H29ZM61 243V242H60ZM63 243V242H62ZM7 244V243H6ZM33 244V243H32ZM74 244V243H73ZM75 244V246H76ZM11 245V244H10ZM16 245V244H15ZM54 245V244H53ZM58 245V244H57ZM56 245V246H57ZM63 245V244H62ZM68 245V244H67ZM5 246V244L3 245ZM7 246V245H6ZM6 246H5V250H9L10 248V252H12L11 250V247L10 246H7L8 249H6ZM36 246V245H35ZM64 246V245H63ZM137 246V244H136ZM2 247V245L0 246ZM58 247V246H57ZM61 247V245H60ZM66 247V245H65ZM264 247V245H263ZM4 248V247H3ZM33 248V247H32ZM59 249V248H58ZM4 250V251H5ZM57 250V249H56ZM72 250V251H71ZM264 250V249H263ZM3 251V253H5ZM52 251V250H51ZM8 252V253H10ZM58 252V251H57ZM61 252V250H60ZM1 254H2V251H1ZM7 254V253H5ZM21 254V253H20ZM54 254V253H53ZM58 254V253H57ZM56 254V255H57ZM8 255H11L12 256V253L10 254H7ZM66 256L68 254H65ZM137 255V254H136ZM4 256V254H3ZM71 257V255H69ZM75 256V254H74ZM138 256V255H137ZM257 256V255H256ZM263 256V255H262ZM261 255L259 257H262ZM2 257V256H0ZM16 257V256H15ZM33 257V256H32ZM34 257H37L36 255ZM33 257V258H34ZM58 257V256H57ZM68 257V256H67ZM73 257V256H72ZM78 257V256H77ZM135 257V255H134ZM3 258V257H2ZM4 258H7L6 255ZM3 258V259H4ZM54 258V257H53ZM60 258V257H59ZM65 258V257H64ZM79 258V257H78ZM136 258V257H135ZM256 258V257H255ZM2 259V260H3ZM7 259H4L7 260ZM31 259V258H30ZM37 259V258H36ZM138 258L134 259V262L135 260L137 261ZM1 260V259H0ZM2 260L0 262H2ZM19 260V259H18ZM32 260V259H31ZM35 260V259H34ZM73 260V259H72ZM72 260L68 257L66 258V262L68 264H70L72 262ZM78 260V259H77ZM8 261V260H7ZM6 261V262H7ZM12 261L11 258L8 262ZM20 261V260H19ZM18 261V262H19ZM38 261V259H37ZM55 261V259H54ZM75 261V260H74ZM258 260H256V263H257ZM35 262V261H34ZM56 262H59L58 264H60V260L56 261ZM75 263V262H72V264ZM263 263V262H262ZM2 264V263H0ZM4 264V263H3ZM10 264V263H9ZM12 264V262H11ZM30 264V263H29ZM55 264V263H54ZM57 264V263H56ZM65 264V263H64ZM135 264V263H134ZM137 264V263H136ZM216 264H236L234 261H232L231 259H229L228 256H223V257H220L217 261H216Z\"/></svg>",
  "mask_w": 264,
  "mask_h": 264
},
{
  "label": "snow or ice",
  "instance_id": "6c2138e0",
  "mask_svg": "<svg viewBox=\"0 0 264 264\" xmlns=\"http://www.w3.org/2000/svg\"><path fill=\"white\" fill-rule=\"evenodd\" d=\"M70 80H71V77L69 78ZM95 93H93V95H94ZM161 191L163 192V189H161ZM164 195L165 196H167V193H164ZM169 203H171V202H169Z\"/></svg>",
  "mask_w": 264,
  "mask_h": 264
}]
</instances>
